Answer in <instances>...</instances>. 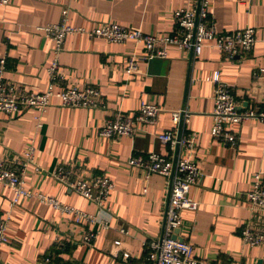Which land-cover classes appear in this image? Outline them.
I'll return each instance as SVG.
<instances>
[{
    "label": "crops",
    "instance_id": "0c3cea01",
    "mask_svg": "<svg viewBox=\"0 0 264 264\" xmlns=\"http://www.w3.org/2000/svg\"><path fill=\"white\" fill-rule=\"evenodd\" d=\"M197 1L9 0L0 6V57L6 59V78L27 90L46 89L53 41L36 26L59 21L63 10L74 26L90 29L118 23L162 35L173 31L175 10ZM207 1L210 20L218 31L254 29L256 42L250 52L229 59L210 43L194 56L169 45L166 57L145 59L142 44L70 34L58 54L59 85L93 86L105 99V108L61 106L52 98L39 116L41 127L36 126L35 108L10 116L0 112V161H13L33 145L34 163L40 171L28 166L26 186L108 221L107 228L84 220L76 224L71 215L34 197H22L10 208L13 191L0 182V213L9 216L0 264H38L59 240L69 252L55 255L69 264H152L144 242L162 233L167 184L164 177L147 175L128 160L152 151L171 154L156 135L175 128L171 113L178 109L189 113L183 130L194 141L191 151L181 150L182 154L195 160L202 176L188 192L197 207L181 211L175 236L193 245L194 256L212 264H264V240L250 246L240 237L251 219L264 232V210L251 208L245 196L257 172L264 183V123L252 119L232 124L238 135L235 146L211 135L213 72H219L242 105H252L264 95V80L254 76L264 68V0ZM131 56L136 67L128 73L125 68ZM142 100L161 108L154 124L140 122L132 136H99L98 128L107 116L136 112ZM59 165L71 170L72 177L108 178L113 187L106 210L54 178L51 172ZM87 230L98 231L90 244L81 242Z\"/></svg>",
    "mask_w": 264,
    "mask_h": 264
},
{
    "label": "built area",
    "instance_id": "2783aa9c",
    "mask_svg": "<svg viewBox=\"0 0 264 264\" xmlns=\"http://www.w3.org/2000/svg\"><path fill=\"white\" fill-rule=\"evenodd\" d=\"M8 2L9 0H0V6ZM173 24V31L162 35L144 33L139 29L118 23H106L88 29L71 25L68 22L67 10H63L59 21L36 26L42 35L53 41L51 49L53 57L46 68L48 84L44 91L27 90L19 84L9 82L6 78V59L0 57V112L10 116L35 108L38 114L36 124L41 126L39 116L47 110L52 98H57L60 105L67 107L105 108L106 101L95 87L77 88L59 85L58 54L63 48L65 38L70 34L85 35L88 38L102 39L111 43L129 41L139 43L145 49L143 56L145 59L166 57L169 45L198 56L204 45L210 43L227 58L232 59L237 54L250 52L256 42L255 31L251 27L226 32L218 31L210 20L207 0H198L194 6L175 10ZM135 67V56H131L125 72H132ZM254 76L264 80V68H259ZM212 82L215 88L214 106L211 111V135L225 145L235 146L238 135L237 131L230 128L231 125L252 119L264 123V95L254 104L245 106L236 99L228 84L220 79L218 71L213 72ZM160 111L161 108L157 104L142 100L136 112H117L107 116L99 126L98 134L110 139L117 136H132L140 122L154 124ZM171 115L175 128L156 135L171 154L165 155L152 151L146 156H131L128 160L131 166L144 170L147 175L159 174L164 177L167 184L162 233L160 237L144 242L147 259L152 264H212L208 260L194 256L193 245L175 236V230L181 224V211L193 210L197 207V202L188 196V192L190 187L201 178L202 171L193 158L183 155L181 151H191L194 143L193 136L183 130V123L186 122L189 113L178 109L172 111ZM34 155L35 147L29 145L13 161H0V182L13 191L9 202L10 208L16 207L22 197H34L65 215H71L73 223L80 224L81 220H84L104 228L108 227L106 219H100L98 216L62 203L54 196L28 188L25 184L28 166L34 165V170L40 171L34 163ZM51 175L71 191L106 210V201L113 184L105 176L94 175L89 179L72 178L71 170L62 165L53 170ZM245 196L251 208L264 210V183L260 172L255 174L253 186ZM255 220L247 221L240 230L242 241L250 246L259 245L264 240L263 229ZM8 222V213H0V251L7 238ZM97 233L98 231L95 230L84 231L81 242L90 244ZM56 245L57 248H62L64 243L59 245L56 243ZM38 264H69V262L63 259L54 262L52 252H47Z\"/></svg>",
    "mask_w": 264,
    "mask_h": 264
},
{
    "label": "trees",
    "instance_id": "16d2710c",
    "mask_svg": "<svg viewBox=\"0 0 264 264\" xmlns=\"http://www.w3.org/2000/svg\"><path fill=\"white\" fill-rule=\"evenodd\" d=\"M51 251L50 252H52L54 255L56 254V253H58V252H60L61 250H63V251H68L69 252V248L67 247V244L66 243H64V245H63V247L61 248H57V246H54L53 245V247L50 249ZM53 261L54 262H59L60 261V259H57V257H53Z\"/></svg>",
    "mask_w": 264,
    "mask_h": 264
},
{
    "label": "rangeland",
    "instance_id": "374dc122",
    "mask_svg": "<svg viewBox=\"0 0 264 264\" xmlns=\"http://www.w3.org/2000/svg\"><path fill=\"white\" fill-rule=\"evenodd\" d=\"M50 104H51V103H50ZM49 106H50V105H49ZM61 106H62V105H61ZM41 125H42V124H41ZM36 126H37V127H41V126H38V125H36ZM77 177H78V176H75V175H74L72 178H77ZM56 243L59 245V243L62 244V243H64V242H63V240H61V241L59 240V241H57ZM52 254H53V253H52ZM54 256L57 257L56 255L53 254V257H54ZM57 259H59V258L57 257ZM60 260H62V259H60Z\"/></svg>",
    "mask_w": 264,
    "mask_h": 264
},
{
    "label": "water",
    "instance_id": "95a60500",
    "mask_svg": "<svg viewBox=\"0 0 264 264\" xmlns=\"http://www.w3.org/2000/svg\"><path fill=\"white\" fill-rule=\"evenodd\" d=\"M176 232H178V230H176Z\"/></svg>",
    "mask_w": 264,
    "mask_h": 264
}]
</instances>
